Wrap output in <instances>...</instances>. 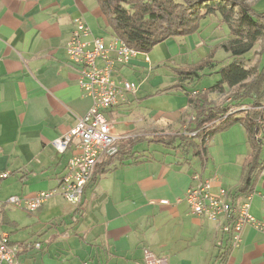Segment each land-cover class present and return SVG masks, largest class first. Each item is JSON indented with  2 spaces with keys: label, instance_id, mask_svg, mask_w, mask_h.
<instances>
[{
  "label": "crops",
  "instance_id": "obj_1",
  "mask_svg": "<svg viewBox=\"0 0 264 264\" xmlns=\"http://www.w3.org/2000/svg\"><path fill=\"white\" fill-rule=\"evenodd\" d=\"M248 1L264 7V0ZM76 18L97 35L101 20L106 24L98 0H0V172H10L1 182L4 202L58 188L66 173L73 147L61 153L53 142L92 105L65 48ZM131 62L139 65L137 59ZM173 92L174 105L157 114L134 112L143 99L137 93L107 112L120 140L146 138L147 143L136 146L145 156L139 163L112 166L89 183L81 212L73 215L77 207L59 192L37 211L21 208L30 215L24 222L8 214L14 206L3 204L8 224L0 220V234L25 243L19 247L22 264H149L147 253L164 259L163 264H214L227 245L231 248L223 264H264V232L248 225L241 242L231 245L221 223L192 213L185 199L196 175L210 179L216 194L241 187L242 166L251 153L246 128L237 122L215 134L207 143L204 165L193 149L164 146L156 156L152 144L157 143L148 144L149 138L184 133L189 121L187 97ZM248 201L252 215L264 221V171ZM22 229L27 234L18 238Z\"/></svg>",
  "mask_w": 264,
  "mask_h": 264
},
{
  "label": "trees",
  "instance_id": "obj_2",
  "mask_svg": "<svg viewBox=\"0 0 264 264\" xmlns=\"http://www.w3.org/2000/svg\"><path fill=\"white\" fill-rule=\"evenodd\" d=\"M98 2L106 25L114 31L113 36L120 38L139 53L151 51L170 37L184 36L196 31L200 22L208 16L215 15L219 24L228 26V38L215 48L222 47L228 52L230 60L217 70L220 79L215 84L203 90L197 87L202 78L200 70L215 64L210 55L201 63L175 68L178 76L175 83L157 91H182L185 94L190 111L185 132L155 135L149 138L148 144L154 142L181 152H190L193 149L195 156L201 154L200 160L204 165L207 158L204 156L207 154V143L210 139L233 124L241 122L248 133L251 153L242 166L241 187L236 191H229V198L236 204L249 197L255 190L259 175L264 171L262 155L264 137L256 138L257 119L262 114L260 107L264 104V64L261 57L264 53V8L258 9L247 0H98ZM259 42L261 43L259 60L250 64L251 58L247 54L253 51ZM153 69L151 68V71ZM214 94L227 95V99L222 103H216L212 98ZM239 111H246L245 116H237L236 113ZM145 139L135 137L118 141V149L104 157L96 166L89 183L96 182L112 166L124 164L129 160L132 163H139V158L145 154L141 151L138 154L136 146L141 142L147 143ZM21 179L25 181L24 176ZM76 207L73 215L81 212L83 208ZM0 216L2 225L8 224L4 211H0ZM227 242L230 243L229 237ZM10 243L18 248L25 244L11 240ZM230 248L227 245L214 264H223Z\"/></svg>",
  "mask_w": 264,
  "mask_h": 264
},
{
  "label": "built area",
  "instance_id": "obj_3",
  "mask_svg": "<svg viewBox=\"0 0 264 264\" xmlns=\"http://www.w3.org/2000/svg\"><path fill=\"white\" fill-rule=\"evenodd\" d=\"M69 60L78 66L79 83L85 95L92 99L88 111L78 119L76 126L65 135L54 140L59 152L70 146L73 154L58 188L40 191L33 198L18 195L9 197L6 202L0 198V210L4 203L30 212L37 211L58 192L75 206H84V190L96 166L104 157L115 153L120 136L115 134L114 123L107 112L126 101L129 94H136L139 85L116 78L117 65H125L136 58L139 51L129 47L123 40L113 36L107 39L94 34L90 25L82 18H76V27L65 45ZM262 114L257 119L256 138L264 137V104ZM10 175L0 172L1 182ZM196 183L188 188L185 199L192 213L220 222L221 230L230 238L231 245H238L248 225L264 232V221L257 219L249 211V197L236 204L229 198V191L221 189L218 194L212 191L210 179L194 176ZM82 204V205H81ZM19 248L10 243V235L0 234V264H22ZM149 264L165 263L164 259H152L146 254ZM81 264H90L84 261Z\"/></svg>",
  "mask_w": 264,
  "mask_h": 264
},
{
  "label": "rangeland",
  "instance_id": "obj_4",
  "mask_svg": "<svg viewBox=\"0 0 264 264\" xmlns=\"http://www.w3.org/2000/svg\"><path fill=\"white\" fill-rule=\"evenodd\" d=\"M248 2L253 4V2ZM262 6L263 3H260L257 5V8H264ZM90 21L94 28H96L97 24L94 22V20ZM101 30L102 31H99V35H102L107 39H111L114 35L112 28L108 27L103 20H101ZM228 36V26L222 23L219 24L217 16H208L200 22L196 31L184 36L181 35L177 37H170L156 45L151 51L147 53L140 52L138 56L134 58L138 60L139 65H136L133 62L134 59L131 60L134 65H132V62L130 65H117L115 69L117 73V79H125L136 82L139 85V89L136 93L143 99L141 102H136L137 104L135 106L134 112L137 111L146 115H150L149 113H146L147 110H154L152 114H157L161 110H169L174 105L173 99L175 93L157 91L175 83V81L178 79L175 68L201 63L210 55L212 56V59L215 60V64L214 66H205L200 70L202 78L197 87L198 89L203 90L215 84L220 79V74L217 72V70L227 64L230 60L228 52H226L222 47H215L221 41L228 38ZM260 48L261 43L259 42L255 49L247 54V56L251 58L250 64L258 62L260 57ZM261 57L262 64H264V53ZM151 68H154L153 71H151ZM154 79H156V82H160L158 86H154L152 84ZM130 95L133 94H129L128 96L130 97ZM212 98L216 100V103H222L227 99V95L220 96L214 94ZM124 108L122 109L124 114L129 113V108ZM245 112L246 111H239L236 113V115L244 117ZM107 116H109L108 113ZM152 146L155 149L156 156H161L159 155V150L163 149L164 146L159 144H152ZM262 155H264V149ZM193 157L195 156L193 155ZM197 157L198 156L195 158ZM196 165L202 169L201 161H199V159H196ZM8 214L11 216L17 215L22 217L21 220L23 222L30 217L26 210L17 207H11L8 210ZM26 234L27 231L22 229L21 234L17 237L21 238Z\"/></svg>",
  "mask_w": 264,
  "mask_h": 264
}]
</instances>
